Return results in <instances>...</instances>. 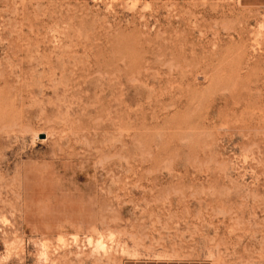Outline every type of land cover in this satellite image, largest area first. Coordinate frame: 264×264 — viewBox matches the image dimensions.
<instances>
[{
  "label": "rangeland",
  "instance_id": "rangeland-1",
  "mask_svg": "<svg viewBox=\"0 0 264 264\" xmlns=\"http://www.w3.org/2000/svg\"><path fill=\"white\" fill-rule=\"evenodd\" d=\"M263 37L241 0H0V264H264Z\"/></svg>",
  "mask_w": 264,
  "mask_h": 264
},
{
  "label": "crops",
  "instance_id": "crops-1",
  "mask_svg": "<svg viewBox=\"0 0 264 264\" xmlns=\"http://www.w3.org/2000/svg\"><path fill=\"white\" fill-rule=\"evenodd\" d=\"M243 6L257 10L260 14L263 25L264 36V0H241ZM264 43V37H263ZM126 264H204L198 261H182V260H128Z\"/></svg>",
  "mask_w": 264,
  "mask_h": 264
},
{
  "label": "water",
  "instance_id": "water-1",
  "mask_svg": "<svg viewBox=\"0 0 264 264\" xmlns=\"http://www.w3.org/2000/svg\"><path fill=\"white\" fill-rule=\"evenodd\" d=\"M44 136V135H43Z\"/></svg>",
  "mask_w": 264,
  "mask_h": 264
}]
</instances>
